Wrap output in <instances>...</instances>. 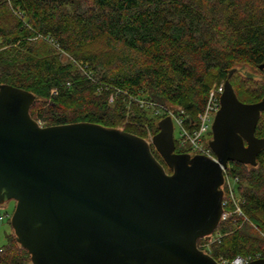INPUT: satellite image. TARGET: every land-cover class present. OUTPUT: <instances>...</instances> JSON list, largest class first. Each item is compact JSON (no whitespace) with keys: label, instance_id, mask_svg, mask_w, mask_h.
Instances as JSON below:
<instances>
[{"label":"trees","instance_id":"16d2710c","mask_svg":"<svg viewBox=\"0 0 264 264\" xmlns=\"http://www.w3.org/2000/svg\"><path fill=\"white\" fill-rule=\"evenodd\" d=\"M262 64L264 0H0V85L35 95L30 114L44 127L124 125L125 132L147 139L167 117L139 103L148 100L177 109L192 129L211 90L224 84L232 70L238 99L261 101ZM241 67L258 71L262 79ZM256 137L264 139V112ZM175 144L176 153H189L176 137ZM152 152L170 173L154 147ZM227 171L240 177L244 214L264 229V149L256 166L229 162ZM218 230L223 239L212 247L215 260L264 247L257 231L235 216ZM7 239L0 262L30 263L15 232Z\"/></svg>","mask_w":264,"mask_h":264},{"label":"water","instance_id":"95a60500","mask_svg":"<svg viewBox=\"0 0 264 264\" xmlns=\"http://www.w3.org/2000/svg\"><path fill=\"white\" fill-rule=\"evenodd\" d=\"M235 71L208 143L217 162L176 153L170 116L152 141L93 123L44 127L30 114L35 95L0 85V205L15 201L11 224L32 264H220L198 240L224 213L222 167L256 166L264 149V98L241 102Z\"/></svg>","mask_w":264,"mask_h":264},{"label":"built area","instance_id":"2783aa9c","mask_svg":"<svg viewBox=\"0 0 264 264\" xmlns=\"http://www.w3.org/2000/svg\"><path fill=\"white\" fill-rule=\"evenodd\" d=\"M10 2V0H7ZM16 17L23 19L21 11H15ZM81 70L88 76L89 79H93L94 76L91 71L87 69V66H81ZM224 84L220 87H214L209 95V99L204 111L200 112L196 119L195 128H188L185 125V117L177 109H167L160 106L154 102L148 100H141L139 103L142 107L149 108L152 113L156 116L166 115L170 116L173 120L174 129L178 131L177 140L181 147L189 149L191 156L201 155L210 158L213 161H218L217 156L212 151L208 145L209 141L212 139V125L215 116L221 108L220 97L223 92ZM53 94H57L56 90L52 91ZM113 102V97L111 98ZM175 133V132H174ZM223 169L224 173V184L222 186L224 191L223 198V215L221 216V222L227 221L231 217L235 216L237 220H241V225L248 223L251 225L259 234V237L264 242V231L260 229L257 225L253 224L249 218L244 214L242 209V199L238 193V185L240 182V177L238 175L229 174L228 168ZM4 220V218H0ZM223 239V233L218 230V228L209 236V238L204 237L199 249L205 254L211 256L212 247L220 243ZM212 257V256H211ZM264 259V247L252 254L247 256H236L234 258L220 257L218 261L220 264H250L253 261ZM0 264H2L0 262Z\"/></svg>","mask_w":264,"mask_h":264},{"label":"rangeland","instance_id":"374dc122","mask_svg":"<svg viewBox=\"0 0 264 264\" xmlns=\"http://www.w3.org/2000/svg\"><path fill=\"white\" fill-rule=\"evenodd\" d=\"M240 71H242L245 74L255 76L256 79H262V76L258 73V71H255L253 69H250L248 67H241L239 68ZM167 109H170V107H165ZM172 109V108H171ZM160 121V120H159ZM158 121V123H159ZM119 129L124 130V125H121ZM152 132L148 133L147 141H152L153 136L151 135ZM175 137L178 136V131L176 130L174 133ZM16 203L15 201H10L8 205L5 207L0 205V218H4V220L0 219V247H3L7 244V236L14 233L13 227L11 224V217L15 211ZM264 231V229H262ZM28 264H32L31 262Z\"/></svg>","mask_w":264,"mask_h":264},{"label":"crops","instance_id":"0c3cea01","mask_svg":"<svg viewBox=\"0 0 264 264\" xmlns=\"http://www.w3.org/2000/svg\"><path fill=\"white\" fill-rule=\"evenodd\" d=\"M9 204V202H7V205Z\"/></svg>","mask_w":264,"mask_h":264},{"label":"flooded vegetation","instance_id":"af4514ba","mask_svg":"<svg viewBox=\"0 0 264 264\" xmlns=\"http://www.w3.org/2000/svg\"><path fill=\"white\" fill-rule=\"evenodd\" d=\"M160 156V155H159ZM162 158V157H161ZM172 172H170V174H171Z\"/></svg>","mask_w":264,"mask_h":264}]
</instances>
